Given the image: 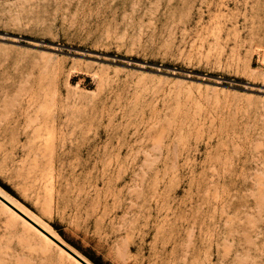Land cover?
I'll use <instances>...</instances> for the list:
<instances>
[{
  "label": "rangeland",
  "instance_id": "1",
  "mask_svg": "<svg viewBox=\"0 0 264 264\" xmlns=\"http://www.w3.org/2000/svg\"><path fill=\"white\" fill-rule=\"evenodd\" d=\"M0 181V264H264V0H0Z\"/></svg>",
  "mask_w": 264,
  "mask_h": 264
},
{
  "label": "bare ground",
  "instance_id": "2",
  "mask_svg": "<svg viewBox=\"0 0 264 264\" xmlns=\"http://www.w3.org/2000/svg\"><path fill=\"white\" fill-rule=\"evenodd\" d=\"M1 200V199H0ZM1 202V201H0ZM11 203V202H10ZM14 207H16L13 203H11ZM2 205H4L7 209L8 212H10V214L12 215L11 217H14L15 219H21L23 221V224L25 225L26 228H28V230L30 229V231H34L36 234H38L39 236H41L44 240V242L50 244H55L57 245L53 238L58 239L57 236L54 233H50L48 232L46 229H44V231H46L48 234H45L42 230H40L38 227L35 226L39 225V223L37 221H35L34 219H32L31 217H29L26 213H24L22 210H20L18 207H16L21 213L22 215L24 214L29 220L25 219L21 213L19 214L17 211H15L13 208H11V206H9L6 203H3ZM10 217V218H11ZM13 218V219H14ZM58 246V245H57ZM59 247V246H58ZM61 249V253L65 254L68 256V258H72L74 261H76L78 264H84L83 262H81L79 259L75 258V256H73L71 253H69L67 250H65L64 248L60 247ZM86 261V260H85Z\"/></svg>",
  "mask_w": 264,
  "mask_h": 264
},
{
  "label": "trees",
  "instance_id": "3",
  "mask_svg": "<svg viewBox=\"0 0 264 264\" xmlns=\"http://www.w3.org/2000/svg\"><path fill=\"white\" fill-rule=\"evenodd\" d=\"M0 186L5 189L8 193L12 194V195H15L14 191L7 185L3 184L1 181H0ZM55 226V229L59 232V234L62 236V237H65V234L63 233V231H61V229L58 227V225H53ZM85 255L87 256V258H89L93 263L95 264H105L103 263V261L101 260V258H96L94 255H91V254H88V253H85Z\"/></svg>",
  "mask_w": 264,
  "mask_h": 264
},
{
  "label": "water",
  "instance_id": "4",
  "mask_svg": "<svg viewBox=\"0 0 264 264\" xmlns=\"http://www.w3.org/2000/svg\"><path fill=\"white\" fill-rule=\"evenodd\" d=\"M1 197V195H0ZM3 199V197H1ZM5 200V199H4ZM6 202H8L6 200ZM8 204L11 205V203L8 202ZM13 206V205H12ZM54 240L57 241V239L53 238ZM63 248H65L69 253H71L73 256H75L77 259H79L81 262H83L84 264H90L87 261H85L83 258H81L80 256H78L77 254H75L73 251H71L69 248H67L65 245H63L61 242L57 241Z\"/></svg>",
  "mask_w": 264,
  "mask_h": 264
}]
</instances>
